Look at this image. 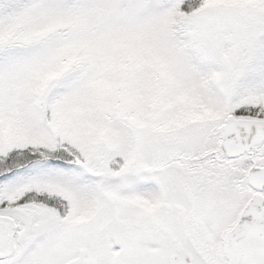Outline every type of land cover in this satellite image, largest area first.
Masks as SVG:
<instances>
[{
	"label": "snow or ice",
	"instance_id": "snow-or-ice-1",
	"mask_svg": "<svg viewBox=\"0 0 264 264\" xmlns=\"http://www.w3.org/2000/svg\"><path fill=\"white\" fill-rule=\"evenodd\" d=\"M0 264H264V0H0Z\"/></svg>",
	"mask_w": 264,
	"mask_h": 264
}]
</instances>
